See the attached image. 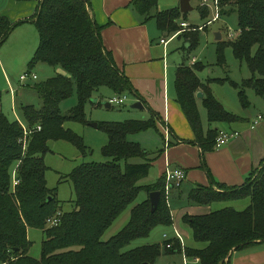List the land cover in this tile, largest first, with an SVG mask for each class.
<instances>
[{"label": "trees", "instance_id": "trees-1", "mask_svg": "<svg viewBox=\"0 0 264 264\" xmlns=\"http://www.w3.org/2000/svg\"><path fill=\"white\" fill-rule=\"evenodd\" d=\"M35 14L23 20L11 21L0 15V43L15 27L33 22L39 44L29 67L44 63L54 68V75L34 85L41 99V107L20 105L19 110L31 133L24 136L18 120H10L0 109V264H152L161 253L183 252L197 258L199 264L225 263L232 249H243L264 242V158L239 186H228L209 175L208 185L197 184L188 192V200L199 205L249 198L241 210L223 207L206 214H185L183 222L191 230L194 241L202 247H184L173 238L160 243H141L129 246L138 239L145 240L157 225L169 226L172 217L165 202L163 175L153 184L139 182L148 176L152 162L162 150L152 155L128 136L156 128L160 116L152 111L146 120L100 122L97 127L107 135L101 153L108 160L82 163L60 180H70L74 192L73 208L61 211L56 188L47 186L44 155L49 140H65L75 145L82 155L90 152L82 138L63 126L65 121H83V104L101 86L115 94L132 93L141 96L115 64L101 39L99 26L89 13L88 0H34ZM219 5L232 6L237 13L238 32L228 42L218 41V63L225 61L223 48L230 45L233 55L246 63L251 72L243 79L242 87L255 83L257 93L264 95V0H218ZM134 9L144 20L154 19L158 29L177 33L179 8L152 12L157 0H133ZM200 17L206 19L207 9L198 7ZM220 14L227 12L222 7ZM180 22V23H179ZM198 30L199 26H195ZM195 30V29H194ZM173 34V33H172ZM198 33L186 32L189 42ZM57 67L65 72L60 73ZM197 63L180 64L176 68L175 101L180 105L201 153L215 147L218 129L203 131L197 106V92L210 122L242 121L240 115L227 111L212 95L207 84L196 74ZM234 86L237 83L232 82ZM75 92L77 103L67 113L60 104ZM240 104L246 109L250 103L244 90H238ZM142 101V100H141ZM36 126L40 130L34 131ZM151 155V156H150ZM134 158L142 162H131ZM18 181L13 185V172ZM146 199L130 209L128 221L116 233L103 239L105 231L131 205L140 191ZM160 191V199L151 212L149 193ZM60 211L56 225L48 226L47 218ZM42 229L44 239L39 258L28 254L30 241L27 228ZM139 240V241H143ZM170 243V247L166 244ZM129 248V249H128ZM171 249V250H170Z\"/></svg>", "mask_w": 264, "mask_h": 264}, {"label": "rangeland", "instance_id": "rangeland-1", "mask_svg": "<svg viewBox=\"0 0 264 264\" xmlns=\"http://www.w3.org/2000/svg\"><path fill=\"white\" fill-rule=\"evenodd\" d=\"M201 1L202 0H190L189 4L192 10L186 12L185 16L182 14L178 19V21L185 20L188 24V28L181 30V32L174 37L170 38L171 34L174 33L172 31L167 35L164 34V31L157 29L158 38L169 39L167 42L168 45L166 46L167 52L165 54H163L162 48H157L156 41H153L155 36H151L150 38L151 42L153 41L154 60L161 61L160 64H164L165 66L168 96L170 95L169 97H172L173 95L175 98L174 79L177 66L180 64L190 66L193 63H197L199 65V69L196 70L197 76L203 83L208 85L212 95L227 111L248 118L251 117V115H257L259 113L264 115V95L257 93L253 85L248 87L241 86L243 79L250 78L251 72L245 62L234 57L229 44L223 48L224 63H218V41L228 42L231 39L229 38L230 34L234 33L236 35L238 32L237 13L235 9H232L230 5H224L222 7L227 12L220 14L219 11L222 7L219 5V2V9H216L212 5H209V7L203 6ZM209 1L211 0H207V2ZM5 2L6 0H0V8ZM179 4L180 0H157V5L152 12L176 7L179 8ZM199 6L201 8L206 7V19L200 17L198 10ZM217 10H219L217 18L206 24L208 20L214 17ZM150 24L156 27L154 19H152ZM195 26H202V28L196 30ZM192 27L193 32L198 33V35L196 36V40L190 43L186 37V32L192 29ZM216 32L221 33V39L217 40L215 38ZM38 44V33L35 25L31 21L15 27L10 35L0 43V109L10 120H18L20 123L24 124L25 122L19 110V106L30 104L35 108H40L42 105L41 99L34 89V85L54 75V68L44 63H38L31 68L29 67L28 64ZM193 58L194 62H192ZM57 68L60 73L65 74L61 67ZM27 71L34 73L36 78L32 79L28 77L24 81H20V75ZM142 81L144 86L149 83L151 81L150 74L147 73L142 76ZM232 82L238 85L234 86ZM240 89L244 90L250 103L249 107L246 109L242 108L240 104L238 95V90ZM114 95H126V98L121 104H111L110 107H106L104 102ZM200 99L201 98H197V106L203 131H207L215 126L224 128V125H228V123L226 124L223 122H210L207 118L206 109ZM94 100H97V102H94ZM135 100L136 97L132 93L125 92L123 94H115L108 87L101 86L92 93L89 100L84 102L83 121L69 120L64 122L63 126L79 135L83 140V144L89 148L90 152L86 155H82L79 149L68 141L53 139L48 141L47 145L49 151L46 152L43 158L47 166L45 178L49 188H56L57 198L61 201V211L68 212L72 210L75 196L70 180L66 179L59 181L60 177L66 176L76 166L82 163L104 162L108 160V158L104 157L101 153L102 147L107 143V135L101 128L92 126L93 123L146 120L151 117L152 111H155L160 116V120H157L156 128L129 135L128 140L139 143L145 150L151 153V155L155 151L162 150L156 159L153 160L148 176L142 179L139 184H153L163 175L164 163L161 159L165 151L163 148L166 147L167 149L171 147L172 152H175L172 146V141L175 143V138L170 133L169 128L166 127L167 124H164L162 121L163 118L161 114L158 113V110L156 111L149 107L148 103L145 104L144 108L130 107ZM76 103L77 98L74 92L70 98L64 100L60 104L61 112L67 113ZM249 113L252 114L249 115ZM25 126L27 125L25 124ZM131 162H142V159L134 158ZM176 164L187 168V166H184L185 164L183 162H176ZM189 189L190 186L184 182H182L181 186H173L167 192L164 189L165 202L171 213L172 224L169 226H155L150 233L149 242L163 244L164 240L162 234L164 232L169 235L172 233L175 234L176 230L181 235V241L184 247L194 248L196 246L197 243L192 237L191 230L186 226L182 218L185 214H188L186 213L188 212L187 208L192 205L187 197V191ZM146 197V192L143 190L140 191L135 201L119 215L113 224L105 231L102 238L104 239L113 232V230L115 231V228L122 218H125L127 212L135 204L146 199ZM223 202L212 203V211L226 207L228 203ZM215 204L222 205L216 208ZM44 237L42 229L37 227L27 228V238L30 241L28 254L30 256L34 258L40 257L41 244ZM139 240L143 239L134 241L129 248L138 245V242H141ZM162 254L164 257L159 261H154L152 264H183V258H186L185 254H182V252H166ZM187 260L194 261L192 257H187Z\"/></svg>", "mask_w": 264, "mask_h": 264}, {"label": "crops", "instance_id": "crops-1", "mask_svg": "<svg viewBox=\"0 0 264 264\" xmlns=\"http://www.w3.org/2000/svg\"><path fill=\"white\" fill-rule=\"evenodd\" d=\"M88 1L91 17L101 26L100 33L105 50L111 53L117 67L124 72L135 91L141 96L143 108L148 103L149 107L158 110L163 118L162 121L167 124L166 127L175 138V143L172 141L175 152H172L171 147L163 148L165 150L161 156L164 163L163 171L167 166L181 167L185 171V179L182 182L187 183L190 189L197 184L208 185L210 183L209 175L228 186L243 184L249 174L260 166L264 158V115L259 113L262 118L256 123L253 121L258 114L251 115L252 113H249L251 117L241 116L243 120L238 121L240 123L233 122L227 126L224 125V128L215 126L214 129L235 131L238 134L221 147H214L202 154L196 143H188L194 140V133L173 95L172 97L168 96L164 64L161 65V61L154 60L152 42L156 41L157 48H162L163 54H165L168 41L166 44L160 42L162 38L157 37V26L154 27L153 24H150L152 18L144 20L143 16L134 9L133 0ZM36 8L37 2L34 0H6L0 8V15H6L11 21L23 20L32 17ZM164 34L170 33L164 31ZM151 36H155L152 42ZM146 72L150 74L151 81L145 84V87L142 83V76L147 74ZM136 100H138L137 97ZM176 162H183L187 168L176 164ZM249 202V198H242L223 203H228L226 207L241 210ZM220 205L222 204H215L216 208ZM212 207L211 204L192 203L186 213L189 215L206 214L212 211ZM129 215L130 210L119 222L116 230H113L105 239L125 225ZM164 233L169 239L175 238L174 233L170 235ZM140 243L150 244L152 242H149L148 237L146 240L138 242V245ZM195 247H202V244L197 243ZM162 257L164 255L161 253L155 261L161 260ZM193 259L194 261H188L187 257L183 258V264H199L197 258ZM225 262L228 264H264V242H258L243 249H232Z\"/></svg>", "mask_w": 264, "mask_h": 264}, {"label": "built area", "instance_id": "built-area-1", "mask_svg": "<svg viewBox=\"0 0 264 264\" xmlns=\"http://www.w3.org/2000/svg\"><path fill=\"white\" fill-rule=\"evenodd\" d=\"M209 2H211V3H209ZM209 2H207V0H202L201 4L203 6H208V7H209V5H212L214 8L219 9L218 0H211ZM218 11L219 10H217V13L215 12L216 14H214V17L211 20H208L206 22V24L211 22V21H214L217 18ZM180 26L182 28H188V24L186 22H181ZM198 28L201 29L202 26H199ZM179 32L173 34L172 37H174ZM235 36L236 35L234 33H231L229 38H233ZM167 41H168V39H164V38L160 39V42L162 44H166ZM192 62H194V58L192 59ZM28 77L35 79L36 75L30 71H27V72H24L23 74H21L19 79H20V81H24ZM125 98H126V95H120V96L114 95L112 97H109L108 101H109L110 105L111 104H121L122 102H124ZM261 118H262V116L260 114H258L253 122L256 123ZM20 124L22 126L24 136H26L27 134H29L33 131V130L29 129L28 126H25L24 123H20ZM35 130L36 131L40 130V126H36L34 131ZM237 134L238 133L235 131L229 132V131L219 130L218 136L216 137V141H215V147L216 148L221 147L222 145L226 144L232 137L236 136ZM164 177H165V188L164 189L167 192L173 186H180L181 185L182 181L185 179V171H184V169H182L180 167L167 166L165 168V171H164ZM17 183H18V181L15 177V171H14L13 172V185L17 184ZM60 215H61L60 211L56 212V214L54 216L47 218L46 224L48 226L56 225L59 222ZM162 237H163L164 241L169 240V238L167 237V235L165 233L162 235ZM175 238L178 239L182 245L181 235L176 230H175ZM166 247H170V243H167ZM2 264H6V263H2Z\"/></svg>", "mask_w": 264, "mask_h": 264}, {"label": "water", "instance_id": "water-1", "mask_svg": "<svg viewBox=\"0 0 264 264\" xmlns=\"http://www.w3.org/2000/svg\"><path fill=\"white\" fill-rule=\"evenodd\" d=\"M189 2H190V0H180V4H179L180 12L186 13V12L192 10V7L190 6ZM215 38L217 40L221 39V33L220 32H216L215 33ZM253 86H254V88L256 87L255 83L253 84ZM202 96H203V93L201 91L197 92L196 98H202ZM94 102H97V100H94ZM104 105L106 107H110L109 101L108 100L105 101ZM130 107H132V108H143V103H142L141 100H136L135 102H133L130 105ZM92 126L97 127V123H93ZM159 199H160V191L155 190V191H151L149 193V201H150V205H151L150 211L151 212L155 211V209H156V207L158 205ZM144 264H147V263H144Z\"/></svg>", "mask_w": 264, "mask_h": 264}]
</instances>
